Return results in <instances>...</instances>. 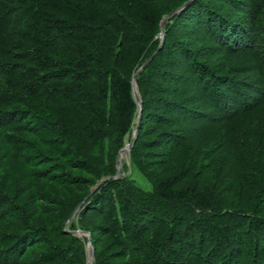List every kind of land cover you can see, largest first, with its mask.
Instances as JSON below:
<instances>
[{
	"label": "trees",
	"instance_id": "trees-1",
	"mask_svg": "<svg viewBox=\"0 0 264 264\" xmlns=\"http://www.w3.org/2000/svg\"><path fill=\"white\" fill-rule=\"evenodd\" d=\"M76 230L264 264V0H0V264H89Z\"/></svg>",
	"mask_w": 264,
	"mask_h": 264
},
{
	"label": "water",
	"instance_id": "water-1",
	"mask_svg": "<svg viewBox=\"0 0 264 264\" xmlns=\"http://www.w3.org/2000/svg\"><path fill=\"white\" fill-rule=\"evenodd\" d=\"M184 6L180 7L178 10L172 12L170 15H168L164 21H163V25L164 23L172 16L174 15L177 11H179L180 9H182ZM164 30L162 31V42L164 41ZM151 59V58H150ZM149 59V60H150ZM149 61L145 62L141 68L139 69L138 72H140L144 66L148 63ZM138 74V73H137ZM137 74L134 76V80H133V91H134V95H135V99L136 101L138 102V105H139V116H138V124H137V127L134 129L133 131V134H132V138H131V141L129 143H127L121 150H120V153L119 155H121V153L123 151H129L131 148H132V145L134 144V141L136 139V136H137V133H138V126H139V122L141 120V105H142V99L141 97L138 95V91H137V83H136V76ZM118 170L120 169V163L118 164ZM119 173V171L117 172V174ZM106 179H103L102 181H100L93 189L92 191H94L103 181H105ZM91 191V192H92ZM76 212L73 213L72 217L75 215ZM77 233H80V234H84L88 237V249H89V257H90V264H93L94 262V249H93V246H92V243H91V236L89 234V232H84V231H80V230H77L76 231Z\"/></svg>",
	"mask_w": 264,
	"mask_h": 264
},
{
	"label": "rangeland",
	"instance_id": "rangeland-1",
	"mask_svg": "<svg viewBox=\"0 0 264 264\" xmlns=\"http://www.w3.org/2000/svg\"><path fill=\"white\" fill-rule=\"evenodd\" d=\"M165 32V31H164ZM162 34V33H161ZM161 37H162V35H161ZM164 37H165V33H164ZM137 83V82H136ZM137 91H138V95L140 96V93H139V90H138V87H137ZM141 97V96H140ZM137 127V126H136ZM135 127V128H136ZM134 128V129H135ZM134 131V130H133ZM132 134H133V132H132ZM132 138V137H131ZM126 154V155H125ZM122 160V161H121ZM120 163V169L122 168V165L124 164V163H129V155H128V153H124V154H122V155H119V159H118V164ZM118 166V165H117ZM118 168V167H117ZM72 218V217H71ZM77 231V230H76ZM75 231V233H77ZM81 231V230H80ZM77 234H79V235H84V234H80V233H77ZM86 236V235H85ZM86 250H87V255H88V262H89V264H90V257H89V249H88V237H87V239H86Z\"/></svg>",
	"mask_w": 264,
	"mask_h": 264
},
{
	"label": "bare ground",
	"instance_id": "bare-ground-1",
	"mask_svg": "<svg viewBox=\"0 0 264 264\" xmlns=\"http://www.w3.org/2000/svg\"><path fill=\"white\" fill-rule=\"evenodd\" d=\"M155 1H156V0H155ZM167 9H168V8H167ZM134 96H135V95H134ZM124 153H127V151H123V152L121 153V155L124 154ZM125 155H126V154H125ZM121 161H122V160H121ZM119 170H120V169H119ZM119 170H118V171H119ZM2 175H3V174H2ZM10 179H13V178H10ZM61 184H62V183H61ZM26 190H27V188H26ZM30 190H31V189H30ZM81 194H82V193H81ZM85 194H86V193H85ZM224 230H225V229H224ZM228 230H229V229H228ZM60 238H61V237H60ZM227 242H228V241H227Z\"/></svg>",
	"mask_w": 264,
	"mask_h": 264
}]
</instances>
